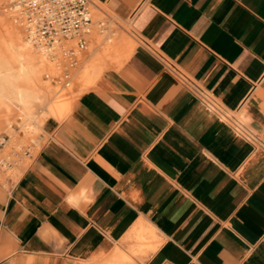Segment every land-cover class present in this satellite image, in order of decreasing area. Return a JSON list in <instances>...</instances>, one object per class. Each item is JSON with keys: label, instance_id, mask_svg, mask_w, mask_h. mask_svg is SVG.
I'll return each instance as SVG.
<instances>
[{"label": "crops", "instance_id": "crops-1", "mask_svg": "<svg viewBox=\"0 0 264 264\" xmlns=\"http://www.w3.org/2000/svg\"><path fill=\"white\" fill-rule=\"evenodd\" d=\"M91 2L131 50L0 175V264H264V0Z\"/></svg>", "mask_w": 264, "mask_h": 264}, {"label": "rangeland", "instance_id": "rangeland-1", "mask_svg": "<svg viewBox=\"0 0 264 264\" xmlns=\"http://www.w3.org/2000/svg\"><path fill=\"white\" fill-rule=\"evenodd\" d=\"M8 7V0H0V175L13 174L14 164L24 158L26 152L32 153L37 148L39 125L46 117L63 118L77 96L93 83L100 71L126 59L132 45L126 24L102 6L100 9L91 6L87 47L78 54L69 84L65 86L62 79L63 60L59 63L61 71L57 69L52 84V72L45 63L32 73L21 66L20 57L26 65L32 59L37 60L39 52L36 49L24 53L19 50L17 42L20 38L25 39L27 32ZM51 58V61L61 60V56ZM45 74L50 77L46 78ZM20 108L33 120L27 119ZM146 230L154 233L152 229ZM143 232L144 229L137 231L141 240ZM145 244L151 245L142 240L141 245Z\"/></svg>", "mask_w": 264, "mask_h": 264}, {"label": "built area", "instance_id": "built-area-1", "mask_svg": "<svg viewBox=\"0 0 264 264\" xmlns=\"http://www.w3.org/2000/svg\"><path fill=\"white\" fill-rule=\"evenodd\" d=\"M8 5L35 45H43L55 58L59 50L67 86L78 54L87 47L91 0H8Z\"/></svg>", "mask_w": 264, "mask_h": 264}, {"label": "bare ground", "instance_id": "bare-ground-1", "mask_svg": "<svg viewBox=\"0 0 264 264\" xmlns=\"http://www.w3.org/2000/svg\"><path fill=\"white\" fill-rule=\"evenodd\" d=\"M95 7V6H94ZM96 9H99L98 7H95ZM13 14V13H11ZM98 24V23H97ZM13 27L16 28L17 30H20L18 26L13 24ZM22 31V30H20ZM8 41V40H7ZM21 42V43H20ZM22 44V45H21ZM35 44L26 36L25 39L20 38V41L17 42V46L19 48V50L24 53L26 50H30L32 51V49H36L39 53L36 54L37 56V60L32 59L28 64L24 65L23 64V59L20 57L19 62L21 63V66L23 68H26V70L29 73L35 72L37 69H39L40 67L43 66V64L45 63L46 67L49 69V71L52 72V79H51V83L53 82V78L55 77L56 72L58 71L57 69H59L61 71L62 66L59 65V63H61V60L59 62L58 61H51V52L49 50H47L43 45H36V47L34 46ZM57 50V47L55 48ZM60 52L58 50V54L56 56V59L59 57L60 58ZM83 56V55H82ZM51 58V59H50ZM3 67V66H2ZM21 71V70H20ZM8 74V73H7ZM22 75V74H21ZM46 78H49V74H45ZM53 84V83H52ZM20 85V84H19ZM2 89V88H1ZM12 95V94H11ZM7 96V95H6ZM13 96V95H12ZM17 96V95H16ZM6 98V97H5ZM17 101L18 98H17ZM9 103V102H8ZM20 111L22 113H24V111L20 108Z\"/></svg>", "mask_w": 264, "mask_h": 264}]
</instances>
